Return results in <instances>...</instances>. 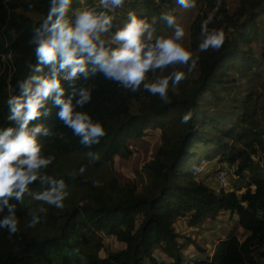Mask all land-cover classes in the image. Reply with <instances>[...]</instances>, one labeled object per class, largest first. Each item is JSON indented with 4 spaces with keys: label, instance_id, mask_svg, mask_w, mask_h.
Instances as JSON below:
<instances>
[{
    "label": "trees",
    "instance_id": "obj_1",
    "mask_svg": "<svg viewBox=\"0 0 264 264\" xmlns=\"http://www.w3.org/2000/svg\"><path fill=\"white\" fill-rule=\"evenodd\" d=\"M82 1L70 0L65 19L75 20L74 11ZM92 2L86 0L87 4ZM142 2L141 8L134 1L136 7L131 13L144 19L149 29L155 31L157 37L152 43L158 37H171L173 34L166 35L161 29L172 30L175 19L169 25L162 16L174 14L175 8L182 5L177 0ZM189 2L196 5L205 2L207 6L189 30L188 63L195 62L196 76L188 77L189 70L177 62L149 70L133 91L106 78L99 70L93 72L94 65L90 63L87 76L78 74L65 80L64 73L59 74L65 98L74 88L91 90V99L84 105H76L74 111L86 112L94 123H100L104 135L95 143L82 144L81 136L58 118L59 106L54 104L53 96L46 98L42 114L30 121L29 127L40 125L48 129V135H37V142L40 155L52 157V161L39 171L53 181L62 180L67 196L62 208L33 199L34 194L55 186L37 178L27 186L21 199H9L14 205L17 230L0 228V264H159L153 255L156 246L174 259L173 264H183L182 243L175 226L177 218L189 214V223L194 226L222 210L238 218L249 235L241 240L232 232L219 241L215 256L199 258L192 264H264V171L260 165L264 139L256 127V112L249 113L245 107L240 125L225 128L220 122L226 121L209 115L207 104L201 103L207 90H214L217 84L226 81L228 70L249 71L261 64L264 50L257 58L242 44L254 35L259 36L258 17L264 13V0H238L232 12L225 1L218 6L214 0ZM50 6V0H0V130L17 127L9 119L8 100L21 95L20 83L31 75L51 72V65H40L31 42L34 29L46 18ZM30 9L42 17H30L26 13ZM128 17L117 22L120 29ZM262 22L264 25V19ZM215 32L223 33L222 44L201 50L199 45ZM261 39L264 41V37ZM104 46L111 50L119 44L111 42ZM37 66L40 72H36ZM177 71L183 73V79L175 86L170 80L163 99L143 87L146 82H155ZM134 103H139L137 112H133ZM185 116L187 120L183 119ZM206 124L208 127L203 128ZM159 125L163 142L156 155L144 164L145 188L139 191L135 184H121L112 170L114 156L129 157L132 151L128 140L143 137L147 128ZM227 138L242 143L237 153L231 152V159L238 161L239 173H250V186L241 195L224 189L216 193L190 170L197 156L209 154L217 147L224 153L230 147ZM254 155L259 156L258 161ZM7 214L5 208L0 218ZM33 216L38 217V222L29 227ZM99 230L115 236L125 247L118 251L110 249L106 256L100 257L104 244Z\"/></svg>",
    "mask_w": 264,
    "mask_h": 264
},
{
    "label": "clouds",
    "instance_id": "obj_2",
    "mask_svg": "<svg viewBox=\"0 0 264 264\" xmlns=\"http://www.w3.org/2000/svg\"><path fill=\"white\" fill-rule=\"evenodd\" d=\"M122 2L123 0H100V5L104 8H116ZM69 3L70 0H50L51 6L46 18L34 29L31 42L35 45L37 60L40 65H51V72L49 75H31L20 83L21 95L8 100L9 119L15 121L17 127L0 130V212L6 208L8 213L0 218V228H7L9 232L17 230L14 205L9 203V199H21L32 181L39 178L55 185L49 190L34 194L33 199L62 208L67 196L62 180L53 181L39 171L52 161V157L40 155V145L37 142V135H48V129L40 125L29 127V122L42 114L46 98L53 96L54 104L59 106L58 118L74 134L81 136L82 144L95 143L104 135V128L100 123H94L86 112L74 111L76 105H84L91 99V90L74 88L65 98V89L59 78L61 72L64 73V79L68 80L78 74L87 76V66L90 63L94 65L93 72L99 70L106 78L135 91L145 80L149 70L163 69L177 62L184 64L190 59V52L180 43L184 35L182 28L177 26L171 37H158L154 44H146L142 37L147 32V38L151 39L150 26L132 13H129L128 22L112 36V41L119 46L109 50L100 36L109 30L111 17L103 12L84 10L76 15L72 25L65 19ZM177 3L184 7L190 6L188 0H177ZM162 19L169 25L174 22L170 14H164ZM222 42L223 33L215 32L206 36L199 47L201 50L218 48ZM36 72H40L39 66ZM181 79L183 73L177 71L162 76L155 82H146L143 87L163 99L166 97L169 81L175 86ZM73 97H76L75 103ZM183 119L187 120L188 117ZM80 171H84L83 167ZM37 222L38 217L33 216L29 227Z\"/></svg>",
    "mask_w": 264,
    "mask_h": 264
},
{
    "label": "rangeland",
    "instance_id": "obj_3",
    "mask_svg": "<svg viewBox=\"0 0 264 264\" xmlns=\"http://www.w3.org/2000/svg\"><path fill=\"white\" fill-rule=\"evenodd\" d=\"M90 4L86 3V0L82 1V4L79 8L74 11V14L77 15L79 12L84 10H94L96 13L103 12L105 15L111 17V26L109 30L105 33H102L100 39L104 43H111L113 34L120 30L118 27V21L123 17H127L136 7L133 5V2L136 1L137 6L144 7L142 0H123L122 4L116 8H104L100 5V0H92ZM222 1H225L229 11L232 12L235 6L238 3V0H214L215 5L218 6ZM190 6H178L174 10L176 14L175 26L171 30L161 29L162 33L166 35L174 34L175 28L178 26L184 30V35L180 39V43L190 52L189 44V30L192 22L204 11L207 9L205 2L199 4L188 3ZM96 7V9L94 8ZM26 13L34 18L40 19L42 17L41 13H38L36 10L30 9ZM168 14H170L168 12ZM170 14V15H174ZM76 18V16H75ZM153 19H156L154 16ZM264 19V13H262L258 20H260L257 25L260 29V34L258 37L255 35L250 37L248 43H243L242 45L245 48H250L254 55L257 58L261 57V53L264 50V41L261 37H264V25L262 20ZM70 24L74 25L75 20L66 19ZM164 25V24H163ZM113 26V27H112ZM152 33L151 39L147 38V32L142 37V40L146 44H153L152 39L157 37L155 31L149 29ZM261 35V37H260ZM263 41V42H262ZM116 43V42H113ZM184 70H189L188 77H194L197 75L198 71L193 66V63H184L180 64ZM228 77L224 83H219L215 86V89H209L205 92L203 100L201 103H206L205 105L209 111V115L215 117H220L226 121L220 122L225 128H230L236 125H240L239 119L244 115L245 107H248V112H256V127L263 134L264 139V59L260 65L252 67V70L247 71L246 69L233 68L227 71ZM139 103H134L132 106L133 112H137ZM233 113V117L228 119L227 117ZM208 127L203 126V128ZM211 128L214 125L210 126ZM162 130L161 126L149 127L145 130V135L140 138H133L128 140V145L132 151L131 155L127 158L121 157L120 155L114 156V161L112 164V170L115 176L118 178L121 184L131 183L137 186V189L143 190L145 184L147 183L144 164L150 161L157 153L160 145L162 144ZM226 142L229 143L230 147L226 151L221 152L220 147L213 149L209 154H201L195 158L194 162L190 164V170L193 172V175L197 180L203 181L209 185L216 193L222 191L218 181L217 174L218 172L224 170L227 171L228 184L227 187H223L226 191L234 190L237 194L241 195L245 190L250 186V173L244 171L243 173L238 172V161H233L231 159L233 153H237L240 148L243 147L241 142H236L231 138H227ZM213 147V145H211ZM202 152V151H201ZM255 161L259 160V156H253ZM260 165L264 171V158L260 160ZM254 188V187H253ZM230 212H218L214 215V218L208 220L211 224H214L216 217L228 216L230 219H233V215ZM210 217H213L210 216ZM237 217V216H236ZM191 216L183 218H177L175 222L176 231L179 234L178 241L182 243L181 252L183 255V264H192L195 257L201 256L212 257L218 253L219 248L217 239H210L204 236L201 232V228L204 229L202 224L206 222H201L197 225H190L189 220ZM139 219V217H138ZM235 219V224L229 228L224 229L226 239L232 232L237 233L241 240H244L249 233L244 230L238 223V218ZM207 221V220H206ZM213 226V225H212ZM98 236L102 238L103 248L99 253L100 257L107 255V251L112 249L114 251L121 250L125 247L124 243L116 240L115 236L105 234L104 231L99 230ZM189 242V243H188ZM186 243H188L186 245ZM219 243V242H218ZM264 249V248H263ZM165 252L159 246H156L155 255ZM220 253V252H219ZM196 256H192V255ZM166 255V254H165ZM192 256V258H191ZM259 258L260 255H259ZM262 259V258H261ZM160 264V263H159Z\"/></svg>",
    "mask_w": 264,
    "mask_h": 264
},
{
    "label": "crops",
    "instance_id": "obj_4",
    "mask_svg": "<svg viewBox=\"0 0 264 264\" xmlns=\"http://www.w3.org/2000/svg\"><path fill=\"white\" fill-rule=\"evenodd\" d=\"M222 211H220V212H222ZM223 212L225 213L226 211H223ZM229 216H231L230 213H229ZM213 218H214V215H213V217L207 218L206 219L207 221L206 220L204 221L206 223H205V225H204V223L202 224L204 229L201 228V232L204 234L205 237L210 238V239H217L219 242L220 239H223L226 237L225 236L226 233L224 232V229L231 228L235 224V219L234 218L230 219L228 216L222 217L224 219H221V217H218V218L216 217V219L214 220V224H211L208 220H211ZM228 226H229V228H228ZM218 242H217V244H218ZM165 254L161 253V252H160V254H157V256L159 258H157V257L156 258H157V260H159L160 264H173L174 259L172 257H170L169 255H167V254L165 255ZM192 256H196V255L193 254ZM192 256H191V258H192ZM196 258L199 259L202 257L198 256V257H195L194 259H196Z\"/></svg>",
    "mask_w": 264,
    "mask_h": 264
},
{
    "label": "built area",
    "instance_id": "obj_5",
    "mask_svg": "<svg viewBox=\"0 0 264 264\" xmlns=\"http://www.w3.org/2000/svg\"><path fill=\"white\" fill-rule=\"evenodd\" d=\"M63 79H64V74H63ZM65 80H68V79H65ZM227 171H220L218 172L217 174V181L221 187V189H224L223 187H227V184H228V176H227Z\"/></svg>",
    "mask_w": 264,
    "mask_h": 264
}]
</instances>
